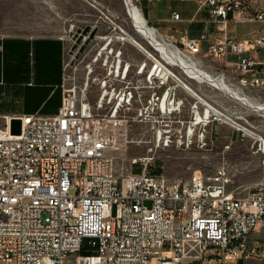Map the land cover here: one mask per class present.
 <instances>
[{"label":"built area","instance_id":"2783aa9c","mask_svg":"<svg viewBox=\"0 0 264 264\" xmlns=\"http://www.w3.org/2000/svg\"><path fill=\"white\" fill-rule=\"evenodd\" d=\"M193 1L217 29L229 17L245 18L241 0ZM147 26L186 62L190 74L210 76L256 106L247 109L233 100V105L215 103L210 95L190 87V81L197 89L206 83L187 77L175 64L157 63V55L149 49L154 58L143 56L150 64L144 59L124 62L120 54L115 55L118 50L107 62L104 53L100 66L105 73L91 105L85 98V84L77 87L65 77L62 61L56 114L15 116L18 134L9 132L5 118L0 125V264H193L204 259L208 264H234L251 251L242 246L245 230L264 225V130H256L252 119L260 116L258 112L264 116V67L244 52L254 46L264 48V36L251 41L219 37L207 45L205 57L235 56L233 72L227 74L197 56L199 39L182 35L174 41ZM101 52L104 49L99 48L98 57ZM124 63L128 66L121 77ZM152 64L165 79L154 73L146 77ZM170 86H174L172 102L167 111H160L159 97ZM126 92L128 103L121 101L111 116L117 97ZM132 103L137 113L127 116ZM185 105L182 118L179 113ZM212 120L216 125L228 124L238 139L244 134L250 137L249 150L258 158L259 173L243 196L227 188L238 169L224 165L205 177L193 173L173 181L150 173L149 158L139 156L129 161L136 172L115 173L113 153L121 147V139L130 142L124 133L127 123L159 122L162 128L154 131L155 138L158 132L159 139H185L188 122L190 138H196L198 125L204 123V137ZM83 240L87 252L80 254Z\"/></svg>","mask_w":264,"mask_h":264},{"label":"rangeland","instance_id":"374dc122","mask_svg":"<svg viewBox=\"0 0 264 264\" xmlns=\"http://www.w3.org/2000/svg\"><path fill=\"white\" fill-rule=\"evenodd\" d=\"M133 2L141 13V1L133 0ZM144 22L149 25L145 19ZM85 25L94 27L96 32L86 44L81 46L82 40L75 43L71 36L76 29H81ZM8 35L59 37L63 42L64 75L74 81L77 87L85 84V98L91 105H95L100 91L98 84L105 73L104 68L100 66L104 53L108 54L107 62L110 61L114 51L120 49L122 61L135 64L144 59L150 64L143 54L150 57L152 56L150 52L154 51L157 57H152L161 63H166L133 28L123 0H0V36ZM108 37L111 40L98 57L97 50ZM129 37L138 41L145 51L131 44ZM108 48H111L109 53ZM197 56L204 60L205 56L203 57L200 53ZM131 67L133 69V65ZM128 76H131V71ZM207 85L199 86L197 89V85L190 81L191 88L210 95L217 104L227 106L233 105V101H236L221 91L214 90L215 88L210 89ZM178 94L185 96L189 102L192 100V97L184 94L182 90H178ZM137 108L136 104H130L126 115L136 114ZM185 113L186 105L179 116L183 118ZM258 114L260 116L252 115V119L257 124L256 130L262 131L264 116H261L260 112ZM167 124L173 125V123ZM206 127L209 128V124ZM158 128H162V123L150 121L127 123L124 133L125 139L130 142L126 143L121 139V147L113 153L115 173L118 176L134 173V167L129 164V161L132 157L139 156L149 158L150 173L162 175L167 180L173 181H182L193 173L205 177L222 165L229 168L235 167L238 171L232 172L231 182L227 187L233 189L235 196H243L251 182L258 176V158L250 153L249 135L244 134L241 139L232 140L230 133L233 129L226 123L216 125V135L213 139H210L207 132L201 139V146L197 145L196 138L187 143L184 138L156 139L154 131ZM262 228L264 229L260 227L254 232V237L247 238L248 242H256L255 246H249L254 248L255 253L244 260V264H264V230ZM258 245H260L259 251Z\"/></svg>","mask_w":264,"mask_h":264},{"label":"crops","instance_id":"0c3cea01","mask_svg":"<svg viewBox=\"0 0 264 264\" xmlns=\"http://www.w3.org/2000/svg\"><path fill=\"white\" fill-rule=\"evenodd\" d=\"M241 1L245 18L229 17L222 29L210 24L205 10L198 9L193 0H142L140 9L149 25L161 34L171 35L174 41L182 35L199 39V53L204 57L207 45L216 38L251 41L264 36V0ZM173 14L177 15L176 19L172 18ZM244 54L256 61L258 67H264V48L254 46L246 49ZM62 59L63 42L57 36H0V125L4 118L8 120L22 114H56L60 103ZM234 60L232 53L218 58L204 57L212 69L227 74L233 72ZM253 235L251 233L247 238ZM255 243L246 239L248 246H255ZM238 262L244 264V261ZM193 264H208V260Z\"/></svg>","mask_w":264,"mask_h":264},{"label":"bare ground","instance_id":"6f19581e","mask_svg":"<svg viewBox=\"0 0 264 264\" xmlns=\"http://www.w3.org/2000/svg\"><path fill=\"white\" fill-rule=\"evenodd\" d=\"M123 3L126 8L127 16L133 28L147 41L149 45H151L155 49V51L159 53L161 59L164 62L177 65L187 77H195V78H198L199 80H202L204 83L221 91L225 95L230 96L231 98H233L234 100L238 101L239 103L243 104L244 106L248 108L256 106L252 102H250V100L243 98L236 91L230 89L229 87L224 86L218 81L213 80L210 76H204L202 73L190 74L191 72L189 71V68L186 62L183 61L180 57L178 58L175 57L174 54L170 52L168 46L165 43L160 42L157 38V35L154 32H152L150 28L145 24L144 19L141 13L139 12V9L137 8V6L134 4L133 0H123ZM129 38H130L131 44L145 51V49L140 45L139 42H137L135 39H132L131 37ZM155 60L157 61V63H160V61H158L157 59ZM260 227H264V225L256 226L254 228L245 230V235L243 236V239H242V246L244 250H251V251H245V256L239 257L237 261L238 260L244 261L254 255L255 253L254 248L249 247L246 244V239L249 234L254 233Z\"/></svg>","mask_w":264,"mask_h":264},{"label":"water","instance_id":"95a60500","mask_svg":"<svg viewBox=\"0 0 264 264\" xmlns=\"http://www.w3.org/2000/svg\"><path fill=\"white\" fill-rule=\"evenodd\" d=\"M96 29L94 27H90L89 25H85L83 26L81 29H76L75 33L71 36V38L74 40L75 43H78L80 40H82V44H86L88 42V40H90L94 35H95ZM111 39L108 38L105 40L104 44L100 47V49H105L106 45L109 43ZM111 51V48L107 49V52L109 53ZM120 54V51H116L115 55L118 56ZM127 63L123 64L122 67V71H121V77H123L124 72L127 68ZM118 67V59H116L115 61V68H114V74H116V70ZM142 66L139 67V71L141 69ZM154 73L155 75H157L158 77H161L163 79H165L166 77L164 76V73L158 68L156 67L155 64H152L148 73H147V78ZM106 94L105 91L102 92V95ZM112 91H110L108 93V97L107 100H109L112 97ZM174 95V86H170L167 87L163 90L162 94L159 97V109L160 111H164V110H168L170 103L172 102V98ZM130 98V93L126 92L125 94H120L113 107L112 110L110 112V115L113 116L115 113L116 108L118 107V105L120 104L121 101H123L124 103H128V100ZM8 125H9V132L11 134H18L19 132V120L15 117H11L10 119H8ZM204 123H200L197 127L196 130V140H197V145L201 146L202 145V134L204 132ZM215 128H216V121L212 120L209 126L210 129V133H211V137L215 134ZM191 132H192V127H191V123L188 122L187 126H186V135H185V141L188 142L191 136ZM230 138L232 140L234 139H238L239 138V134L235 131V130H231L230 133ZM156 139H159V133H156ZM254 149V144L251 146V152Z\"/></svg>","mask_w":264,"mask_h":264},{"label":"trees","instance_id":"16d2710c","mask_svg":"<svg viewBox=\"0 0 264 264\" xmlns=\"http://www.w3.org/2000/svg\"><path fill=\"white\" fill-rule=\"evenodd\" d=\"M142 16L144 17L143 13H142ZM144 18H145V17H144ZM133 170H135V172H136V169H135V168H133ZM86 252H87L86 241L83 240L82 245H81V247L79 248L78 253H80V254H84V253H86ZM238 261H239V260H238ZM238 261H236L235 264H239Z\"/></svg>","mask_w":264,"mask_h":264},{"label":"flooded vegetation","instance_id":"af4514ba","mask_svg":"<svg viewBox=\"0 0 264 264\" xmlns=\"http://www.w3.org/2000/svg\"><path fill=\"white\" fill-rule=\"evenodd\" d=\"M205 135V134H204ZM209 135H210V139H213V138H215V135L216 134H214L212 137H211V133H210V129H209ZM202 138H203V135H202ZM201 138V139H202ZM193 138L191 137L190 139H189V141L188 142H190L191 140H192ZM186 142V141H185ZM187 143V142H186Z\"/></svg>","mask_w":264,"mask_h":264}]
</instances>
